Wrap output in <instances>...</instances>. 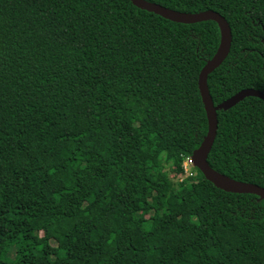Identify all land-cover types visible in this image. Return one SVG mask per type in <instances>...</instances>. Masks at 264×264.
Instances as JSON below:
<instances>
[{
  "label": "trees",
  "instance_id": "obj_1",
  "mask_svg": "<svg viewBox=\"0 0 264 264\" xmlns=\"http://www.w3.org/2000/svg\"><path fill=\"white\" fill-rule=\"evenodd\" d=\"M146 1L228 22L214 105L264 92V0ZM219 40L130 0H0V264H264V201L183 167ZM217 116L208 164L264 188V101Z\"/></svg>",
  "mask_w": 264,
  "mask_h": 264
},
{
  "label": "water",
  "instance_id": "obj_2",
  "mask_svg": "<svg viewBox=\"0 0 264 264\" xmlns=\"http://www.w3.org/2000/svg\"><path fill=\"white\" fill-rule=\"evenodd\" d=\"M131 3L139 9L145 10L161 16L172 22L183 24H194L202 21H214L217 23L220 31L219 45L215 54L207 60L202 67L198 76V89L204 106L207 118V132L200 146L193 152L195 166L200 170L206 180L211 182L216 188L235 194H254L260 200L264 201V188L239 180L232 179L222 173L217 172L208 164L207 157L214 143L218 128V110H228L246 97H257L264 101V92L247 88L242 89L221 103L214 105L208 85V75L218 68L225 58L228 56L232 33L226 19L216 11L205 10L197 13L179 12L166 8L160 4L149 2L146 0H130Z\"/></svg>",
  "mask_w": 264,
  "mask_h": 264
},
{
  "label": "built area",
  "instance_id": "obj_3",
  "mask_svg": "<svg viewBox=\"0 0 264 264\" xmlns=\"http://www.w3.org/2000/svg\"><path fill=\"white\" fill-rule=\"evenodd\" d=\"M194 165H195V163H194L193 157H186L185 158L183 167H184L185 173L187 175L191 174L194 171V167H195ZM190 176H192V175H190Z\"/></svg>",
  "mask_w": 264,
  "mask_h": 264
},
{
  "label": "rangeland",
  "instance_id": "obj_4",
  "mask_svg": "<svg viewBox=\"0 0 264 264\" xmlns=\"http://www.w3.org/2000/svg\"><path fill=\"white\" fill-rule=\"evenodd\" d=\"M198 172H197V170H195L194 169V171L191 173V174H189V175H187V177H189L190 175H192L193 177H196V178H198ZM186 178V177H185Z\"/></svg>",
  "mask_w": 264,
  "mask_h": 264
},
{
  "label": "bare ground",
  "instance_id": "obj_5",
  "mask_svg": "<svg viewBox=\"0 0 264 264\" xmlns=\"http://www.w3.org/2000/svg\"><path fill=\"white\" fill-rule=\"evenodd\" d=\"M190 157H193V156H190Z\"/></svg>",
  "mask_w": 264,
  "mask_h": 264
},
{
  "label": "clouds",
  "instance_id": "obj_6",
  "mask_svg": "<svg viewBox=\"0 0 264 264\" xmlns=\"http://www.w3.org/2000/svg\"><path fill=\"white\" fill-rule=\"evenodd\" d=\"M195 166V165H194ZM195 168H196V166H195Z\"/></svg>",
  "mask_w": 264,
  "mask_h": 264
}]
</instances>
